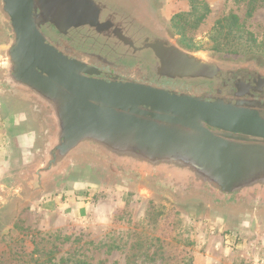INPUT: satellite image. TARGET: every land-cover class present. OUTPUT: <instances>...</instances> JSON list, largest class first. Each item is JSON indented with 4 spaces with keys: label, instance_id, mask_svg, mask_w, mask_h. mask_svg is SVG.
<instances>
[{
    "label": "flooded vegetation",
    "instance_id": "1",
    "mask_svg": "<svg viewBox=\"0 0 264 264\" xmlns=\"http://www.w3.org/2000/svg\"><path fill=\"white\" fill-rule=\"evenodd\" d=\"M164 8L163 0H34L31 15L46 44L80 76L264 112V61L226 59L185 48L175 39ZM13 41L0 1V128L8 165L0 224L52 195L116 186L144 191L186 214L206 217L224 231H264L263 139L230 135L198 121L189 125L158 111L139 109L125 116L119 108L107 129L98 133L91 128L69 141L66 122L75 97L38 77L19 79L8 48ZM152 42L160 44L165 60L188 56L216 75H167ZM221 76L227 84L216 92L215 86H204ZM236 84L258 93L238 96ZM192 153L214 164L202 167L193 160L192 166ZM178 162L184 166L176 169Z\"/></svg>",
    "mask_w": 264,
    "mask_h": 264
},
{
    "label": "rangeland",
    "instance_id": "2",
    "mask_svg": "<svg viewBox=\"0 0 264 264\" xmlns=\"http://www.w3.org/2000/svg\"><path fill=\"white\" fill-rule=\"evenodd\" d=\"M163 1L185 48L264 61V0L251 13L250 0ZM204 5L210 11L199 22ZM226 84L221 76L204 86ZM0 264H264V231H224L144 191L96 186L49 196L1 222Z\"/></svg>",
    "mask_w": 264,
    "mask_h": 264
},
{
    "label": "water",
    "instance_id": "3",
    "mask_svg": "<svg viewBox=\"0 0 264 264\" xmlns=\"http://www.w3.org/2000/svg\"><path fill=\"white\" fill-rule=\"evenodd\" d=\"M0 1L14 36V41L8 48L16 76L23 81L38 77L55 83L75 97V101L71 102L70 119L66 122V138L69 141L80 134L89 133L91 128L99 131L98 133L102 128L107 129L109 123L115 120L114 112L119 108L124 109L125 116L137 114L135 112L139 109L158 111L174 115L189 125L198 121L208 128L230 135L264 140L262 111L201 101L141 84L86 78L76 74V67L49 47L35 27L31 15L34 0ZM150 46L161 59L163 71L167 75L179 79H212L216 75L213 68L188 56L179 55V58L165 60L159 54L158 42H152ZM235 89L238 96L258 93L254 87L243 90L237 84ZM94 103L109 104L111 107L105 109ZM190 158L191 165L193 160H198L202 167L214 164L210 158L194 153ZM180 166L184 165L178 162L174 168L178 169Z\"/></svg>",
    "mask_w": 264,
    "mask_h": 264
},
{
    "label": "crops",
    "instance_id": "4",
    "mask_svg": "<svg viewBox=\"0 0 264 264\" xmlns=\"http://www.w3.org/2000/svg\"><path fill=\"white\" fill-rule=\"evenodd\" d=\"M2 152H3V157L5 158L3 162L0 161V167H3L1 172L2 174H4L5 176V172H6V169H7V163L5 162L6 160V156H7V153H6V147L4 146V139H3V133H2V130L0 128V159H2ZM3 176V175H2Z\"/></svg>",
    "mask_w": 264,
    "mask_h": 264
},
{
    "label": "trees",
    "instance_id": "5",
    "mask_svg": "<svg viewBox=\"0 0 264 264\" xmlns=\"http://www.w3.org/2000/svg\"><path fill=\"white\" fill-rule=\"evenodd\" d=\"M190 1H197V0H190ZM262 0H250V4H249V12L251 13V11H253V9L255 8L256 4H258L259 2H261ZM205 8V12L203 13V15H201V17L199 18V22H201L202 20H204V18L208 15L209 13V8L208 6L204 5ZM232 20L234 22V24L237 25L238 23V18L237 17H232Z\"/></svg>",
    "mask_w": 264,
    "mask_h": 264
}]
</instances>
